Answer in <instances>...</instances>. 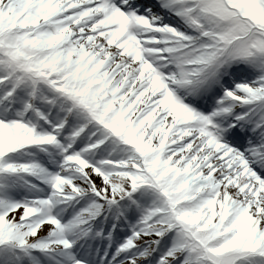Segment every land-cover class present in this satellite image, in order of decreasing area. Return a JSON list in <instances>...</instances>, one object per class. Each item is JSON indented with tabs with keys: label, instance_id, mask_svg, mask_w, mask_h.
Returning <instances> with one entry per match:
<instances>
[{
	"label": "snow or ice",
	"instance_id": "6c2138e0",
	"mask_svg": "<svg viewBox=\"0 0 264 264\" xmlns=\"http://www.w3.org/2000/svg\"><path fill=\"white\" fill-rule=\"evenodd\" d=\"M0 264H264V0H0Z\"/></svg>",
	"mask_w": 264,
	"mask_h": 264
}]
</instances>
